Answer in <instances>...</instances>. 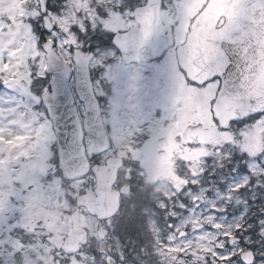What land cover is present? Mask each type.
Here are the masks:
<instances>
[{
    "label": "rangeland",
    "instance_id": "374dc122",
    "mask_svg": "<svg viewBox=\"0 0 264 264\" xmlns=\"http://www.w3.org/2000/svg\"><path fill=\"white\" fill-rule=\"evenodd\" d=\"M145 0H51V7L53 9V13L50 14L52 18V23L55 27V31H57L58 36L56 39L64 41L65 46L68 44L73 43V36L71 33H68L67 36L65 34V30L70 29L74 25H82L87 24L89 20L93 22H99V17L96 15V12L99 10H106L109 13L108 19L103 21L104 26L106 28H110L112 31H117L119 29H126L129 26L133 24V21L129 19L127 15L124 16L123 19H121L120 15L113 11V8L115 5H122V8L128 9L130 8V4L138 3L142 4ZM201 0H164V11L162 15L164 16V20H172L176 18L177 22V32L176 36L178 38H181L182 33L184 31L183 29V22L186 18L185 11H190L193 6L196 4H199ZM49 4V3H48ZM122 10V9H121ZM0 11H2L6 15V21H0V29L2 27L6 26L9 27L7 32L0 31V53H2L3 60L5 62L8 61L9 56L15 57L16 62L13 65V67L16 69V72L14 73L17 77V81L21 77L26 76L28 74L31 66L35 64L36 72L43 71L45 59L43 52H37V44H36V37L33 35L34 30L31 29V25L29 22H26L27 18L35 19L38 15V3L36 0L29 1L28 0H0ZM167 11V12H166ZM178 14V16H177ZM4 15V16H5ZM18 16H26V19H21L19 21H11L13 17ZM11 19V20H10ZM57 52L60 54V56L64 59V61L67 60L68 55L67 51H65L61 47H57ZM39 56L40 63H35L34 59H30L29 57H36ZM114 56V52L109 50L105 53H103L99 60H94V64H99L100 60L105 59L107 57ZM144 68H147L146 66H142ZM114 69L115 66H113L112 69L108 70V77L110 80H113L114 78ZM165 73L163 76L160 77L158 82L156 84L151 85L148 87L145 81H141L142 85L144 84V89L132 91L131 92V102L128 104V110H124L122 108H119V110H122L124 112V116L120 119L115 120L116 122H112V135L116 139L115 142V148L117 150L115 152L111 153H117L118 151L119 156L122 155L123 151L118 149V146H121L122 144H127L130 138V133L127 131H124L121 129L122 126H124V121L131 117H133L136 113L134 111H138L140 108L143 110V98H151L152 100H155V103L158 105H161L164 108V111L166 115H172V117L177 119L174 120L175 126H180V123L187 118L188 112L187 107L184 105L183 101L179 98L173 96L170 94L171 91L174 89H178V83L179 79L178 77L173 73L172 68V62L171 59L165 63ZM133 71V70H131ZM125 75V74H124ZM136 76H138L136 74ZM140 79V78H139ZM28 80V79H26ZM147 86V88H145ZM115 87V85H114ZM132 84L128 83V88L132 90ZM214 89V85H209L205 89V93L203 94V97H209L211 96V93ZM182 97V96H180ZM112 101L116 100L119 107H123L125 105L120 103L119 96L116 94V98H112ZM158 103H157V102ZM179 108L181 110H179ZM200 105L197 106V110H199ZM178 111H181L180 113H177ZM183 111V112H182ZM138 114V113H137ZM208 112L204 109L201 112L200 117H202V120L205 122L206 125H209L208 122ZM31 119H35V113L31 114ZM31 121L29 120V123ZM153 126H159V124H156L155 119H151ZM172 122V121H171ZM19 123V121H17ZM172 125V124H171ZM15 137L13 136L12 132H7V139H13L15 138V143L11 144L9 146L2 145L0 151H5L6 148H9V155L8 151L5 152L3 160H1L0 164V177L3 178V188L0 189V209L7 210L8 209V198L10 196L14 197V201L16 203H22L25 201L29 202H36L40 203L42 205L43 198H41V189L42 187H39L35 193L29 194L26 192V194L22 195L19 191L20 187H13L12 185V176H10V173H12L13 168H19L20 171L15 174V176L18 178L24 174H27L29 176L34 175L35 171L42 170L44 168H47L48 165L45 163V159L49 157L50 153L47 150L46 144L48 140V135L45 133L43 136L40 134L41 130L37 129V132L35 133L36 140L33 141L30 144H25L21 140V135H26L31 132L30 128H27L26 125L20 124L19 127H16ZM163 128L158 129V133L162 132ZM238 135H241L239 138L240 141V147H243L245 145L249 146L256 156H260V160L262 161V165L259 164L257 160L251 161V168L252 170H256L258 174L264 175V120L261 118H257L254 124L250 125V127L246 128L244 126L239 127L238 131L234 130L232 132L226 133L225 138L230 140L232 138L236 139ZM153 136V135H152ZM37 140L40 143V150L36 153H31L30 149L34 148L36 145ZM225 142H228L224 140ZM217 142V139H216ZM143 146L145 144L143 143ZM142 146H138L135 154L136 156L139 153V149H141ZM147 149V148H146ZM13 151V153H12ZM205 151L201 149V153L199 155H194V158H200L201 154L205 155ZM16 154V157H15ZM252 154V156H253ZM26 155H29V157L26 158V162L22 164L20 162V159ZM31 155V157H30ZM35 155V157H34ZM155 154H150V158H155ZM19 158V160H18ZM193 158V157H192ZM257 159V158H256ZM10 160L12 161V164L10 165ZM161 161V160H160ZM163 164L160 168V173L158 174V171H150L152 176L159 175L162 173L163 175L169 174V167L164 165L167 160L161 161ZM9 164V167L8 165ZM195 164V163H194ZM192 165L193 167V175L196 177L194 169L197 171V165ZM243 164V162H241ZM7 165V166H6ZM235 175L231 177L229 184L227 183L228 177H226L224 174H218L216 175L215 172H212V175L217 178L220 185H223L224 183V190L223 192L226 194L230 192V189L234 187L238 183L247 182L248 178L242 174L238 173L237 166H234ZM122 177L120 176L118 179L117 187L125 188V194L124 198L132 201L134 206H141L143 205V199H141L138 196H133L130 194V192L136 193V194H142V196L147 197L149 194V201L151 204H154L155 206H162L163 204L158 202V200L162 201L160 197L164 196L163 194H160V191L157 190V188L162 187L161 184H156L152 186L151 184L148 186L145 183L142 185H136L129 183L125 177L123 176L125 174V170H121ZM264 177V176H263ZM93 177H89L85 181H88L87 186L93 183L91 181ZM264 181V180H263ZM195 179H192L190 181L191 185H194ZM211 180L208 181L210 183ZM60 179L55 177L53 179V182L51 186L46 190V192H54L59 191L60 188ZM77 182L72 181L70 183L65 184V189L63 191H69L67 187H71L72 190L70 191H80L83 188L82 182L79 183L80 185L76 184ZM86 183V182H85ZM213 185L216 187L218 185L216 184H207L203 188L196 189L194 191H188L186 195L189 197L191 204L189 206H183L178 205L179 207L186 208V217L183 222H178L177 227H181L184 225L183 223L185 221H189L188 225H191L195 220H198L200 224L202 221L207 224L206 229H204L201 232L193 233L191 234L192 237L188 239H180L177 243V248H164V249H158L156 244L158 242V233L154 234L155 239V247H152L151 250L148 251V256L146 258H142L139 253V248L132 247L133 243L132 241L127 242L126 248L123 246H120L117 239L112 236L107 241H98L94 240L93 244L95 245L96 249L100 252H104L106 250V246L113 242L111 248L114 250L115 255L119 258V261H121L124 257H129L127 262L125 264H159V262H163L164 264H208L209 261L210 264H223L222 261L215 258L212 254L213 252H221V255L229 252V251H235L239 250L242 247H254L255 251L257 253V256H260L261 253H264V232H262V229H264V225L259 224L258 221L262 218H264V213H261L260 206L257 203V209L255 211H252V204L248 205H240L242 199L249 200L250 194L247 190H245L243 193H241L239 196H232V198L226 199L225 194L222 196V194H219L218 191H212V193H209L205 198H202L201 193L203 191L210 190ZM259 186V183L256 184ZM136 188V189H135ZM31 192V190L29 191ZM164 191H162L163 193ZM254 192V191H252ZM9 196V197H8ZM33 198V199H32ZM202 198V199H201ZM223 198L225 200H223ZM264 199V198H263ZM262 199V200H263ZM11 200V199H10ZM201 202H200V201ZM264 201V200H263ZM163 202V201H162ZM204 204V208L206 209L212 205H217L219 209H226V211H219L220 218L214 217L213 212L210 210L207 211V215L204 217H201L200 212V204ZM10 207L11 204L9 203ZM23 205V204H22ZM170 206L174 207L175 204H173V201H171ZM25 212L27 214L32 213L35 209L28 204H24ZM260 207V208H259ZM230 209V210H229ZM204 212V211H203ZM253 212V213H252ZM263 212V211H262ZM229 213V216L226 215ZM56 216V213L54 214ZM128 217H136L132 214H130ZM226 217V218H225ZM251 217L255 220V217L257 219V222L253 223L251 221ZM222 218L224 219V222L222 221ZM202 219V221L200 220ZM85 222L89 225V231L90 233L95 228L93 221H91L87 216H84ZM249 221L248 223H245V221ZM225 223L223 225L224 229L228 228V231L226 233H233L236 229V225H240V231L238 236L242 237V244L240 245H234L233 247L225 248L221 250L220 248H216L215 243L216 241V235H218V228L214 229L213 224L216 223ZM58 224V223H57ZM56 224V231L58 235L61 234L62 231L67 230L66 227L61 226L60 224L59 229L57 228ZM192 224V225H195ZM243 225V226H242ZM249 225H252V227H249ZM242 226V227H241ZM259 228L257 232L258 238H256L255 230H253L254 227ZM63 229V230H62ZM236 232V231H235ZM221 235V234H220ZM247 238V240L245 239ZM199 239V240H198ZM208 239V241H206ZM197 240V241H196ZM57 242V240H56ZM214 243V244H213ZM48 245V244H47ZM31 248L35 251L36 257H42L43 262L42 264H45L48 262V255L43 250L42 246L38 247L36 244L30 245ZM184 246H188L185 248ZM88 247V252L90 251ZM170 249V253L168 254ZM127 252H126V251ZM136 251L135 254H133V251ZM187 250V251H185ZM192 255L193 257L189 256V259H186L185 255ZM160 253V254H159ZM239 254V252H238ZM113 256L114 263L112 260L111 264H118L116 261V256ZM89 256V254H87ZM91 256V255H90ZM109 256V255H108ZM205 256L209 258V260L206 263V260H204ZM164 257V258H160ZM235 259V256L233 257ZM35 259L32 257L27 258H21L18 260H12L9 258V256L2 257L0 264H35ZM256 264V263H255Z\"/></svg>",
    "mask_w": 264,
    "mask_h": 264
},
{
    "label": "snow or ice",
    "instance_id": "6c2138e0",
    "mask_svg": "<svg viewBox=\"0 0 264 264\" xmlns=\"http://www.w3.org/2000/svg\"><path fill=\"white\" fill-rule=\"evenodd\" d=\"M44 11L53 13L52 7L48 5L45 6ZM113 11H116L121 19L127 15L129 19L134 20L137 9H125L122 5H115ZM96 15L99 17V22L89 20L86 25H74L65 30L66 36L68 33L73 36V43L67 46L64 41L55 39L58 33L54 28L58 26H49L47 17L41 22L43 26L37 25V31L33 33L36 37V51L46 52L48 47L55 45L67 51L68 58L59 72L55 70L49 72L47 68H44L42 72L38 70V73L34 74L30 69L28 76L31 83L27 84V92L24 91L25 82L17 81L14 74L16 69L13 65L16 58L9 56L8 61L5 62L0 53V140L4 138L5 126L8 132H12L13 128L24 124L31 129L29 135L32 137H35L37 129H40L42 136L45 133L48 135L46 147L51 154L48 162L52 163L62 153L61 160H65L71 166L77 162L76 153L85 144V137L91 139L101 129L110 130L111 126L104 120L107 115L105 108L109 97L115 93L118 94L121 104L131 102V90L128 88V81L124 74L132 61L129 59L130 50L126 51L118 44V34L123 35L126 29L112 31L106 28L103 23L109 16L106 10H99ZM262 33H264V0H240L239 11L221 41L211 74L203 81L188 80L187 82L193 87H205L212 84L222 97H231L242 92V84L247 82L246 77L251 76L256 69L254 61L257 60V50L264 52V46L259 43V36ZM130 39L134 40V38ZM109 50L115 55L100 60V63L93 67L84 65L79 59L81 56L90 57L88 64L92 65L94 60H99L101 55ZM116 56L121 57L119 63ZM166 57V50L159 44L149 50L147 59L150 61L148 68L151 72L144 77L148 81V87L156 84L164 75ZM29 58L34 59L37 64L40 63L39 56ZM113 66H115L114 78L106 81L103 73L112 69ZM145 71L147 72L148 69ZM85 72H87L88 85H97L99 92L93 91L89 94V89L84 83ZM36 85L42 87L33 91ZM147 103L150 105L151 100L149 99ZM32 113H35V119H31ZM251 115L264 120V108H257L255 112L233 117V121H243ZM55 144L61 145L60 152L53 151ZM39 150L40 143L37 140L30 152L34 154ZM4 155L5 153L0 151V159H3ZM95 155L98 153L88 154L87 159L91 160ZM52 167L55 168L58 165L53 163ZM240 167L242 166L239 165ZM246 170L250 171V169ZM19 171V168L14 167L10 173L12 185L15 187L19 184V191L29 194L35 193L42 186L41 182L48 177V172L44 171L32 176L24 174L17 178L15 174ZM2 180L3 178L0 177V189L3 188ZM215 210L226 211L222 208ZM258 223L264 225V218ZM236 229L238 233L239 224L236 225ZM235 238L238 239V235ZM218 247L223 250L225 245L219 244ZM241 251H243L242 248L223 255L221 252H213L212 255L223 264H250V260L256 264H264V253L254 256L253 251L249 249L247 256L250 259H245L238 254Z\"/></svg>",
    "mask_w": 264,
    "mask_h": 264
},
{
    "label": "flooded vegetation",
    "instance_id": "af4514ba",
    "mask_svg": "<svg viewBox=\"0 0 264 264\" xmlns=\"http://www.w3.org/2000/svg\"><path fill=\"white\" fill-rule=\"evenodd\" d=\"M186 122V119L181 122L182 127L175 126L174 124L168 125L167 128H164L163 133H158V135L150 140L148 142V152L149 154L145 155L141 153V159L142 163L138 165V169H140L139 173L134 171L133 169L129 170L125 174V179L132 184H139V183H146L149 179L151 180H157L158 184L165 183L170 184V187H172V190H175L177 193L173 196V198L169 197H163V199L167 200L169 203H171V200L174 201L175 206L172 207H153V209H138L140 211H144L143 213H140L139 211H133V209L126 208L124 210V216L121 217L123 220L127 221V224L129 223L130 226H133L130 231L135 232L138 227H142L146 224H151L152 218L151 214L148 213V211H154L155 212V224L158 232V238L160 245L163 244L165 246H171L170 241L168 238H170V232L173 230V227L177 225L178 221H184L185 216L187 214L186 210L180 207H177V199L181 202L183 201L184 197L182 195V192L186 191L188 188L187 185L184 186L186 179L189 177H185L186 175H192V163L193 159L188 158L186 153H190L193 155V153L198 152L197 147H193L190 145L185 144L182 141V132L186 125H183V123ZM161 138V149L160 152L163 153V155H160L158 147L154 146V141L156 139ZM156 152L158 155L155 158H150V154ZM172 158V159H171ZM167 160V162L164 164L168 166L169 168L173 169V173L170 175H155L153 177H150L149 179L147 177L140 178L139 176H145L146 173L150 174V171H158V174L161 172L160 168L163 164L161 161ZM192 188V186H190ZM161 199V197H160ZM186 199V198H185ZM148 210V211H147ZM136 216V217H128L130 214ZM179 216V217H178ZM53 216H50L46 211L39 210L35 215L27 216L25 217L24 214L22 215V220L20 222L21 225L25 227H31L33 224L38 223V225L35 227L36 230L42 229V228H50V221H53ZM111 220H105L103 222H98V227L101 226H109ZM191 228H186L181 231H179L180 235L183 236L186 234L187 231H189ZM194 231H199L204 229V225H196L193 227ZM176 229L173 230V233L177 234ZM8 232V227H5L1 225L0 221V237H2L3 234H6ZM21 233H19L20 235ZM24 235L22 236V238ZM135 236L128 237L131 241L134 240ZM55 237H52L50 241H54ZM110 251V250H109Z\"/></svg>",
    "mask_w": 264,
    "mask_h": 264
},
{
    "label": "water",
    "instance_id": "95a60500",
    "mask_svg": "<svg viewBox=\"0 0 264 264\" xmlns=\"http://www.w3.org/2000/svg\"><path fill=\"white\" fill-rule=\"evenodd\" d=\"M216 1L217 0H211L210 5L206 8V10L203 12V14L200 15L195 20V22H194L195 29H197L198 26L204 22V20H205L204 24L208 23L210 25V24L216 23L217 18L221 14L220 11L213 12V8L216 4ZM158 7H159V0H149L145 7L138 9L136 12V20L140 23V27H135L123 35H118V44L120 45V47L126 51L130 50L129 58H134V59L145 58V56H147L149 50L154 45L159 44L160 47L163 49L164 47H166L167 44H169L170 38H168L169 42H168V40H163L160 42H159V40H157L158 36L156 34V30L159 28V26H161L159 19L157 17ZM237 13H234V16H232L231 18L230 17L228 18V22H226V25H224L225 27L223 26L221 29H219V31H221V32H212L211 38L214 41V43L212 44L213 49H217L220 47L221 41L226 36L228 30L230 29L231 25L233 24V22L237 16ZM146 19H148L149 21H146ZM150 20H152V21L150 22ZM47 24H48V18H47ZM130 38H134V40H132ZM199 45L201 48V52H198V54L200 55V58L198 59L196 65H197V67H202L205 65L203 64L204 61L202 60L201 56H203V58H204L205 56L208 55V52L204 48V46L202 47L201 44H199ZM48 48H50V47H48ZM213 52H214V50H213ZM79 59L84 65H88V61L90 60V57H82L81 56V57H79ZM211 60H213V56H212ZM215 60H216V55H214L213 61H215ZM56 63H59V62H58L57 58H55L54 55H52L51 56V64L55 65ZM59 66L64 67V65H62V64H60ZM59 71H60V69L58 70V72ZM258 72L261 74V77L264 78V73L261 71H258ZM259 81H260V78L257 79V84L255 86H253L252 95L249 97L248 94H246V96L243 98V101H239V99L232 98L233 96L222 97L219 95L216 102L214 103V112H215L217 119L219 120V122L222 125H225L231 116L238 115V112L241 115H245L246 113L253 112L257 108H261L264 105V87L259 85ZM86 82H87V72H85V76H84V83L86 84ZM24 88H25V86H24ZM242 89H243L242 92H245V91H248L249 88L248 87H242ZM89 94H91L90 89H89ZM86 143H87V151H88L89 155H91L92 153H97V152L103 150L106 147V140H105L102 129L99 133L94 135L91 139L88 138V142H86ZM82 153H83V147L81 146L79 149V152L77 153V156H78L79 160H81V161L84 160ZM62 155L63 154L61 153V156ZM82 166L83 165H78V168L75 169V172L80 173ZM62 168H63V166H62ZM105 168H107V167H105ZM63 170L66 173L64 168H63ZM93 170L98 177L99 187L102 186L99 179L101 180V178H103L106 181H108V183H106L105 187L109 190L110 186L114 180L115 167L110 166L109 168L102 171V169L100 167L95 166L93 168ZM100 191H102V188ZM76 232H77V229L74 228L73 234ZM75 235H76V241L77 240L84 241V239H83L84 234L83 233L82 234L78 233L79 236H77V233L74 234L72 236V239L75 238Z\"/></svg>",
    "mask_w": 264,
    "mask_h": 264
},
{
    "label": "bare ground",
    "instance_id": "6f19581e",
    "mask_svg": "<svg viewBox=\"0 0 264 264\" xmlns=\"http://www.w3.org/2000/svg\"><path fill=\"white\" fill-rule=\"evenodd\" d=\"M157 232L152 224L143 225L138 229V235L142 239H150L154 237Z\"/></svg>",
    "mask_w": 264,
    "mask_h": 264
}]
</instances>
